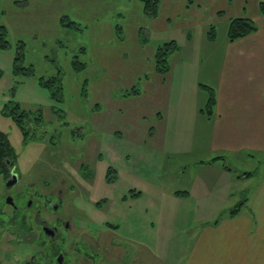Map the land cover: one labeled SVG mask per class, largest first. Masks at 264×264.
Returning <instances> with one entry per match:
<instances>
[{"label":"rangeland","instance_id":"obj_1","mask_svg":"<svg viewBox=\"0 0 264 264\" xmlns=\"http://www.w3.org/2000/svg\"><path fill=\"white\" fill-rule=\"evenodd\" d=\"M261 1L160 0L157 16L150 19L138 0H0V23L8 41L7 48H0V132L15 151L18 175L9 189L0 181V199L6 190L16 200L28 190L36 204L61 185L58 214L82 228L75 252L86 259L92 257L97 237L98 242L112 237L131 254L136 252L135 237H147L154 245L148 227L154 210L161 211L166 200L167 181L192 179L200 164L195 157L206 148L200 122L186 114L199 105L206 119L207 88L214 91L216 54L228 50L229 20L253 21ZM211 26L215 38L208 42ZM169 41L178 50L169 58V71L158 74L155 51ZM18 48L22 56L14 67ZM77 62L84 66L79 69ZM14 104L31 117L38 114L41 131L25 138L3 113ZM164 106L178 108V118L157 116ZM185 133L192 134L186 139ZM187 149L192 164L184 169ZM130 189L141 196L131 197ZM164 211L170 212V205L164 204ZM182 219L168 216L156 223L181 228ZM188 219H183L185 226ZM73 242L71 236L66 239L71 263ZM103 243L96 264H107ZM17 249L2 246L0 259H21L28 253ZM150 249L149 254L157 255Z\"/></svg>","mask_w":264,"mask_h":264},{"label":"crops","instance_id":"obj_2","mask_svg":"<svg viewBox=\"0 0 264 264\" xmlns=\"http://www.w3.org/2000/svg\"><path fill=\"white\" fill-rule=\"evenodd\" d=\"M258 12L252 18L257 30L227 42L228 50L215 56L217 67L211 78L215 95L212 115L203 119L199 105L186 114L200 122V136L206 148L204 156L195 157L200 164L195 165L197 174L192 179H184V183L167 181L170 190L164 195L166 200L161 201V211H152L155 219L148 227L147 234H154L156 243L153 245L147 237L139 241L135 237L136 252L131 254L114 243L112 237L106 236L100 242L98 237L94 238L93 251L98 254L105 242L103 252L107 264H123L128 254L130 259H126V264H264V15L259 8ZM161 113L156 114L170 121L178 118L180 110L164 106ZM156 133L152 134L154 139ZM189 134L192 133H185L186 139L190 138ZM189 152L187 149L182 155L184 169L192 164L188 163ZM216 157L225 159L214 161ZM255 158L258 162L250 164ZM239 168L242 173H238ZM129 193L131 197L137 196L136 199L141 196L134 189ZM238 203H242L238 211L229 215V210ZM164 204L170 205V212L164 211ZM178 215L184 220L192 219L186 226L182 219L181 228L167 221L163 240L165 225L157 224L156 220L162 221L168 216L175 219ZM165 242L170 244L169 251L175 249V253H169ZM151 246L153 251L157 250L156 257L148 253Z\"/></svg>","mask_w":264,"mask_h":264},{"label":"flooded vegetation","instance_id":"obj_3","mask_svg":"<svg viewBox=\"0 0 264 264\" xmlns=\"http://www.w3.org/2000/svg\"><path fill=\"white\" fill-rule=\"evenodd\" d=\"M12 174H16L18 182V175L12 169L8 178L3 181L7 189L13 186H6ZM3 194L0 199V249L2 246L10 249L18 247L17 250L26 249L28 253L21 259H0V264H96L98 253L92 251V257L88 255L86 259L85 255L75 252L78 251L77 236L82 228H77L58 214L59 204H62L61 185L36 204L33 201L34 194L28 190L24 191L23 196L19 195L18 200L9 195L7 190ZM70 236L74 240L73 246H76L71 249L75 252L72 263L68 261L69 248H66V239Z\"/></svg>","mask_w":264,"mask_h":264},{"label":"trees","instance_id":"obj_4","mask_svg":"<svg viewBox=\"0 0 264 264\" xmlns=\"http://www.w3.org/2000/svg\"><path fill=\"white\" fill-rule=\"evenodd\" d=\"M141 4L143 13L150 19L157 16L160 0H138ZM259 10L262 15H264V3L259 4ZM1 16V13H0ZM257 30V25L248 18L244 17H233L229 20L226 29V38L228 42H234L240 38L248 36ZM7 30L6 27L0 23V48L5 49L8 47L7 41ZM214 27L211 26L206 35V40L208 42L214 41ZM178 50L177 44L174 41H169L164 43L162 46L158 47L154 55V69L158 74H166L170 69V56ZM21 49L18 48L17 55L15 57L14 67L21 59ZM76 62V61H75ZM79 69H81L84 64L79 63ZM18 67V66H17ZM23 70L22 68H17ZM45 86V81L41 82ZM204 87V86H203ZM206 88V87H205ZM208 98L206 101V116L212 115V108L215 103V95L213 89H208ZM4 115L11 116L14 122L20 127L25 138H30L34 132L41 131L42 120L37 114L31 117L25 110L20 109L18 104L12 106L6 105L3 110ZM16 154L11 146L7 136L0 132V181H4L8 178L10 171L15 169L16 164ZM220 157L214 158L218 160ZM242 203H238L228 212L229 215L235 214Z\"/></svg>","mask_w":264,"mask_h":264},{"label":"water","instance_id":"obj_5","mask_svg":"<svg viewBox=\"0 0 264 264\" xmlns=\"http://www.w3.org/2000/svg\"><path fill=\"white\" fill-rule=\"evenodd\" d=\"M16 182H17V176H16V174H12V177L10 178V180H8L6 182V186L10 187V186L14 185ZM6 202L8 203V199H6Z\"/></svg>","mask_w":264,"mask_h":264}]
</instances>
